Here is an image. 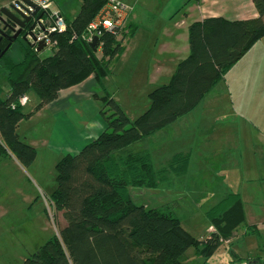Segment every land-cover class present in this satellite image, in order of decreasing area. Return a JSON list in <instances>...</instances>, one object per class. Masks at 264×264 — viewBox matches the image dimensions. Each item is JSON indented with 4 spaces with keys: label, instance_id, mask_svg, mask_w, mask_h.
I'll list each match as a JSON object with an SVG mask.
<instances>
[{
    "label": "trees",
    "instance_id": "obj_1",
    "mask_svg": "<svg viewBox=\"0 0 264 264\" xmlns=\"http://www.w3.org/2000/svg\"><path fill=\"white\" fill-rule=\"evenodd\" d=\"M109 1L81 0L78 15L73 20L65 17L68 30L56 37L58 49L53 55L43 57L37 52L23 38L25 31L16 40L10 32L0 35V64L9 86L6 98L0 86V159L11 154L23 167L37 159V150L17 132L20 123L34 115L25 112L22 97L34 92L40 111L57 100L61 91L91 76L105 86L112 63L124 52L123 39L105 34L101 49H95L82 36ZM254 5L259 13L254 19L207 18L191 24L190 55L179 63L170 83L149 94V108L134 122L117 101L104 97L100 114L107 129L77 155L68 154L56 165L51 200L67 224L23 264H185L191 247L197 258L209 260L225 242L232 241L246 220L240 195L228 194L210 208L206 217L215 232L205 240L195 239L181 226L171 205L147 208L137 205L130 194L131 187L153 189L172 176L183 177L191 153H178L158 168L150 152L129 148L196 109L264 38V0H254ZM129 28L132 37L136 29ZM17 45L18 61L10 56ZM249 230L248 234L258 233L255 226ZM245 261L264 264L261 259L239 256L230 264Z\"/></svg>",
    "mask_w": 264,
    "mask_h": 264
},
{
    "label": "rangeland",
    "instance_id": "obj_2",
    "mask_svg": "<svg viewBox=\"0 0 264 264\" xmlns=\"http://www.w3.org/2000/svg\"><path fill=\"white\" fill-rule=\"evenodd\" d=\"M13 1L0 0V4ZM120 1L135 7L138 16L144 20L140 24L157 37H165L167 29L189 28L190 21L183 12L167 28L160 22L162 4L168 0ZM57 4L65 17L73 20L80 11L81 0H57ZM129 25L127 23L119 30L117 41L130 34ZM130 46L112 63L111 74L103 81L104 87L99 82L89 86L103 90L94 98L65 111L74 131L83 132L87 122L97 117L104 107L105 96L117 101L134 122L144 97L149 95L150 89H156L153 85H158L162 78L168 80L165 75L173 70L168 64L163 75L157 79L156 69H147L149 64L145 61L137 66L141 70H138L139 73L136 69L123 71L130 59ZM49 55L47 51L43 57ZM10 56L17 61L20 59L18 45ZM98 56L102 58L103 51ZM174 73L164 84L170 83ZM0 86L6 98L9 86L1 64ZM28 98L24 110L26 113L34 112V115L24 120L20 135L26 132L33 136L27 142L37 150L38 155L28 167L10 160H6L5 164L0 162V264H23L54 235L59 236L60 230L67 224L63 213L56 210L50 193L56 187V165L63 158L49 147V144L52 146V143L61 142L53 130L57 118L48 107L37 111L40 99L34 92ZM197 109L211 124L209 129L213 134L198 142L200 152L194 153L197 154L194 160L197 164L206 161L208 167L215 169V175L169 179L153 189L131 187V197L137 205L147 208L171 205L181 226L195 239L205 240L211 234L207 211L228 194H238L244 204L246 220L237 229L232 241L225 242L209 260L197 258L196 249L191 247L184 263L230 264L236 256L244 260L256 258L264 261V38L237 62ZM197 138L196 134L190 139L194 142L193 147ZM141 142L133 144L129 150L148 151L142 149ZM126 154L123 152V156ZM200 167L197 165L198 170ZM249 226H255L258 233L248 234Z\"/></svg>",
    "mask_w": 264,
    "mask_h": 264
},
{
    "label": "crops",
    "instance_id": "obj_3",
    "mask_svg": "<svg viewBox=\"0 0 264 264\" xmlns=\"http://www.w3.org/2000/svg\"><path fill=\"white\" fill-rule=\"evenodd\" d=\"M184 13L185 17L190 21L188 27L195 22H202L207 18H224L229 21L249 20L259 17V13L255 8L254 0H168L165 4H162L160 11V22L167 28L172 25V21L180 13ZM143 22L136 8L127 15L126 24L129 23L135 30L134 36L124 35L123 36V47L124 52L128 50L130 46L129 61L125 63L123 71L135 70L137 73L140 68L137 66L145 61L148 68H154L157 71V77H161L166 69V65L171 67L173 70L168 72L164 78L159 81V87L169 81L170 76L176 71L179 63L186 59L190 55V43H189V28L187 29H167L165 34L162 36H156L151 32H147L145 26H142L140 22ZM173 28V27H172ZM127 45V46H126ZM127 49V50H126ZM128 52V53H129ZM124 55V54H123ZM128 54L125 56L127 57ZM171 65V66H170ZM141 71V70H140ZM124 75V74H123ZM165 81V82H163ZM98 83L95 76L89 77L83 83L76 85L72 88L63 90L59 93V97L54 102L48 104V107L57 118L55 125L54 134L60 139L61 142L49 144V147L56 154L64 157L68 154L77 155L83 147L97 139L106 129L107 124L100 112L95 119L87 122V127L83 132H76L73 130V126L69 119L65 116V111L72 107L84 103L99 94L102 88L99 87L89 88V86ZM163 83V84H162ZM150 89L149 91H153ZM149 92L148 94H150ZM29 99V98H28ZM150 106L149 95L144 97L143 103L138 107L137 118L142 115ZM24 121H22L18 127V135L21 140L28 143V139H31V134L20 135V130ZM211 124L206 120L205 115L199 109H194L189 114L179 118L175 123L159 131L158 134L146 137L141 143L142 149H147L153 157L154 164L158 167H164L168 164L170 159L178 153H191V160L187 173L182 178H190V176H197L202 174L204 177L209 175H215V169L208 167L206 161H201L197 164L194 157L200 152V148L197 144L201 140H205L206 135H211L209 129ZM198 135L196 146L193 147L194 142L190 139L193 135ZM213 134V133H212ZM210 138V137H209ZM199 142V143H198ZM162 159L161 162L159 159ZM3 160V161H2ZM6 160H10L18 165L21 164L13 156L9 155L0 159L1 163H6ZM164 165V166H163ZM197 165H200L198 170ZM221 169V168H219ZM222 173L223 171H219ZM181 177L172 176L173 179H180ZM52 191V190H51ZM52 193V192H50Z\"/></svg>",
    "mask_w": 264,
    "mask_h": 264
},
{
    "label": "built area",
    "instance_id": "obj_4",
    "mask_svg": "<svg viewBox=\"0 0 264 264\" xmlns=\"http://www.w3.org/2000/svg\"><path fill=\"white\" fill-rule=\"evenodd\" d=\"M3 9H7L19 20L25 22V27L22 29L18 23L3 13ZM133 9V6L126 2L110 0L95 20L89 24L82 36L83 40L92 44L97 38V48L101 49L103 46V43L100 42L101 38L108 33L118 34L119 30L125 27L126 17ZM28 19L29 21L26 22ZM67 30L68 24L57 0H14L10 4H0V35L10 32L15 36L19 31L21 34L25 31L23 37L25 41L42 55L47 51L53 55L58 49L56 37L65 34ZM42 46L43 49L38 51ZM28 101V96H24L20 100L23 106ZM210 231L214 233L215 229L211 227ZM237 264L252 263L245 261Z\"/></svg>",
    "mask_w": 264,
    "mask_h": 264
},
{
    "label": "water",
    "instance_id": "obj_5",
    "mask_svg": "<svg viewBox=\"0 0 264 264\" xmlns=\"http://www.w3.org/2000/svg\"><path fill=\"white\" fill-rule=\"evenodd\" d=\"M3 13L6 14L10 19H12L13 21H15L16 23H18L21 28L23 29L26 25L25 22H22L21 20H19L15 15H13L11 12H9L7 9H3ZM28 20H26V22H28ZM21 34V31H19L14 37H13V40H16ZM97 45H98V39L96 38L94 40V42L91 44V46L93 48H97ZM43 49V46L42 47H39L38 51H41Z\"/></svg>",
    "mask_w": 264,
    "mask_h": 264
}]
</instances>
